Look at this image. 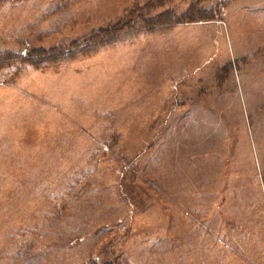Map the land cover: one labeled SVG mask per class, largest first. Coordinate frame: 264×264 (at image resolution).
Instances as JSON below:
<instances>
[{
  "label": "rangeland",
  "instance_id": "obj_1",
  "mask_svg": "<svg viewBox=\"0 0 264 264\" xmlns=\"http://www.w3.org/2000/svg\"><path fill=\"white\" fill-rule=\"evenodd\" d=\"M0 264H264V0H0Z\"/></svg>",
  "mask_w": 264,
  "mask_h": 264
}]
</instances>
